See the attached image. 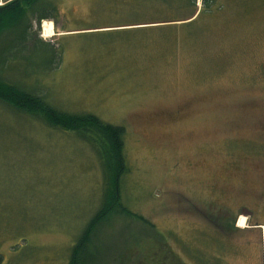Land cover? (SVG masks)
Instances as JSON below:
<instances>
[{
    "label": "rangeland",
    "instance_id": "rangeland-1",
    "mask_svg": "<svg viewBox=\"0 0 264 264\" xmlns=\"http://www.w3.org/2000/svg\"><path fill=\"white\" fill-rule=\"evenodd\" d=\"M48 2L36 15L56 22L0 38V76L126 129L121 200L145 221L113 215L93 264H264V0L175 28L152 23L171 14L159 0ZM103 196L88 142L0 100L3 264H67Z\"/></svg>",
    "mask_w": 264,
    "mask_h": 264
},
{
    "label": "trees",
    "instance_id": "trees-1",
    "mask_svg": "<svg viewBox=\"0 0 264 264\" xmlns=\"http://www.w3.org/2000/svg\"><path fill=\"white\" fill-rule=\"evenodd\" d=\"M45 1L5 0L0 5V38L6 33L15 32L16 35L23 34V40L28 42L27 40L30 36L28 20L30 15H35V18L40 21L48 19L56 22V16L52 13L40 17L36 15L37 9ZM48 1L50 5V0ZM159 1L164 7V11H169L171 16H167L166 20L162 22L154 21L152 23H171L162 25V27L172 25L173 28L178 24L176 22L184 21V25L186 21L193 19L198 11L211 9L212 4L215 2V0H201L202 6L199 7L198 0ZM177 1L181 11L185 10V12H188L187 14H180V16H178V13L173 14V10L177 8L174 7ZM191 9L194 10L190 11ZM53 11L55 13L58 12L57 7L54 6ZM189 14L190 16H188ZM0 100L21 112L42 119L51 127L77 134L94 148L99 158L104 176L102 205L90 218L77 238L67 264L95 263V241L98 237L99 229L113 215H130L145 221L142 216L133 213L125 207L121 200V183L123 177L129 171L125 153L126 129L124 126L105 122L92 113L72 114L61 112L45 101L43 95L21 88L2 76H0ZM144 263L151 264L146 263V261ZM0 264H3L2 254H0Z\"/></svg>",
    "mask_w": 264,
    "mask_h": 264
},
{
    "label": "bare ground",
    "instance_id": "bare-ground-1",
    "mask_svg": "<svg viewBox=\"0 0 264 264\" xmlns=\"http://www.w3.org/2000/svg\"><path fill=\"white\" fill-rule=\"evenodd\" d=\"M44 30H45V34L47 36H53L54 35V25L53 23L50 21H44ZM240 225L241 226H245V217L241 216L240 218Z\"/></svg>",
    "mask_w": 264,
    "mask_h": 264
},
{
    "label": "flooded vegetation",
    "instance_id": "flooded-vegetation-1",
    "mask_svg": "<svg viewBox=\"0 0 264 264\" xmlns=\"http://www.w3.org/2000/svg\"><path fill=\"white\" fill-rule=\"evenodd\" d=\"M218 219H219V217H218ZM233 227V226H232Z\"/></svg>",
    "mask_w": 264,
    "mask_h": 264
}]
</instances>
